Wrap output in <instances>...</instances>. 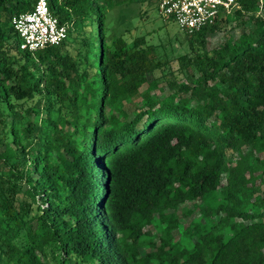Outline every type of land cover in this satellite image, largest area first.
<instances>
[{"label":"trees","instance_id":"16d2710c","mask_svg":"<svg viewBox=\"0 0 264 264\" xmlns=\"http://www.w3.org/2000/svg\"><path fill=\"white\" fill-rule=\"evenodd\" d=\"M136 1L48 0L67 36L28 51L11 19L36 0H0L7 264H264V8L238 0L184 31L185 76L157 97L152 46L105 35L107 13Z\"/></svg>","mask_w":264,"mask_h":264},{"label":"rangeland","instance_id":"374dc122","mask_svg":"<svg viewBox=\"0 0 264 264\" xmlns=\"http://www.w3.org/2000/svg\"><path fill=\"white\" fill-rule=\"evenodd\" d=\"M263 8L262 4L259 11ZM250 24L248 21L239 27L227 26L225 29L209 34L206 38V47L208 49L216 47L228 36L236 37L244 28H250ZM105 35L108 43L122 36L129 50L135 48L133 42L137 37H143L144 45L152 46L154 56L163 62L161 68L155 70L157 86L151 90L153 95L163 97L171 91L168 80L174 79L177 82L183 80L185 73L180 70L183 66H181L182 61L179 56L186 54L189 58L193 53L189 48L185 32L175 21L166 19L160 14L155 0L131 2L110 10L106 15ZM71 46L73 48L76 44H71ZM146 87L147 85L143 84L139 91H145ZM122 103L124 108L132 113L136 105L140 103V97L126 98L122 100ZM187 207H192V204L188 202L180 205L179 211ZM194 215H198V212L195 211ZM46 261L52 263L50 256L46 258ZM0 264H7L1 245Z\"/></svg>","mask_w":264,"mask_h":264},{"label":"built area","instance_id":"2783aa9c","mask_svg":"<svg viewBox=\"0 0 264 264\" xmlns=\"http://www.w3.org/2000/svg\"><path fill=\"white\" fill-rule=\"evenodd\" d=\"M160 14L175 21L182 31L193 33L215 22L220 13L239 8L238 0H155ZM261 5L264 0H258ZM19 37V48L36 51L60 44L67 36V26L59 22L48 6V0H36L30 11L11 19Z\"/></svg>","mask_w":264,"mask_h":264}]
</instances>
